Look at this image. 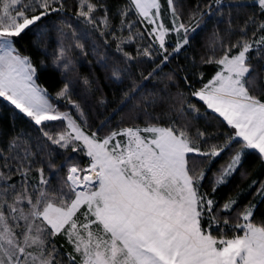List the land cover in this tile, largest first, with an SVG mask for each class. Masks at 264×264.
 I'll return each instance as SVG.
<instances>
[{
    "label": "snow or ice",
    "instance_id": "obj_1",
    "mask_svg": "<svg viewBox=\"0 0 264 264\" xmlns=\"http://www.w3.org/2000/svg\"><path fill=\"white\" fill-rule=\"evenodd\" d=\"M253 3L259 17L247 16L243 26L233 27L232 8L247 7L246 0H197L187 14L184 0H166L170 25L161 18V0H127L114 14L120 23L113 31L104 3L76 0L77 19L117 41L123 66L113 62L110 79L122 83L132 62L154 65L146 76L141 73L142 82H131L118 105L121 111L142 113L144 126L134 123L101 136L98 132L108 128L109 121H102L97 131L84 130L87 117L71 99L72 82L64 84L56 99L65 100L75 116L51 102L47 90L36 83L37 67L31 57L16 47L28 32L44 36L45 19L64 13L65 0H0V98L38 126L50 145L89 158L86 167L73 156H65L57 165L51 151H46L48 144L41 145L38 152L44 153L50 173L67 168L53 186L43 166L33 168L37 153L28 141L15 137L6 151L0 149V264H264V224L253 221L256 205L249 204L233 217L238 197L221 205L214 198L217 189L242 167L247 151L254 150L264 160V0ZM226 10L229 19L221 30ZM98 11L104 15L96 16ZM131 15L136 20L128 19ZM137 22L150 25V30L136 29ZM209 24L213 26L205 47L211 55L201 63L214 64L218 70L202 87L187 95L178 92L174 99L179 107L154 115L149 109L163 97L141 91L145 83L156 78L164 83L160 91H165L175 77L168 74L161 80L157 73ZM57 31L59 47L51 53V63L62 66L68 76L74 70L72 50L86 55L89 33L78 32L63 19ZM170 34L176 36L171 51L166 46ZM136 41L141 43L135 55L124 50V45ZM92 47L97 63L108 69L107 58L96 44ZM42 51L48 55L47 49ZM39 64L45 66V61ZM190 98L218 113L233 134L219 143H209L212 137L199 129L192 135L187 116L192 113L196 119L201 113ZM165 117L170 121L167 126L160 123ZM52 122H66V126L55 134L45 131ZM226 153L232 154L213 173L211 193L202 191L212 163ZM33 171L39 174L38 181H32ZM14 177H18L15 182ZM257 183L254 180L252 185ZM256 195L264 200V182H259ZM58 236L71 246L70 252L62 253L53 242Z\"/></svg>",
    "mask_w": 264,
    "mask_h": 264
},
{
    "label": "trees",
    "instance_id": "obj_2",
    "mask_svg": "<svg viewBox=\"0 0 264 264\" xmlns=\"http://www.w3.org/2000/svg\"><path fill=\"white\" fill-rule=\"evenodd\" d=\"M162 1V15L167 25H170V17L167 11L166 0ZM109 9L111 16V22L113 24V31L115 26L119 25V15H114L117 9L127 3V0H100ZM185 2V14L195 7L197 0H184ZM243 2V0H242ZM66 11L61 14H53L47 17L44 24L45 28L44 36H37L35 32H28L22 38L16 41V47L19 51L25 55L31 57L34 66L37 67V82L43 86L51 98L53 104H55L61 111H72L70 105L63 99H56L57 93L63 88L65 83L71 81V99L78 104L84 110L87 117V127L84 129L87 132H94L100 127L101 122L108 120V128L102 129L98 132V135H105L109 130L118 129L121 127L132 126L134 123L141 127L145 124V117L142 113L129 112L127 108L123 111L119 110L118 105L121 99V94L126 90L133 80L141 81V73L147 75L152 70L154 65L149 62H132L129 64L130 73L125 74L123 82L114 81L110 79L111 65L113 62H118L123 66V59L121 53L116 51L117 41L113 40L112 36L105 34L100 35L99 31H94L91 26L86 25L82 20L77 19L75 16L76 0H65ZM247 7L243 9L238 7L232 8V20L233 27L243 26L244 20L247 16L257 15L259 17L258 8L253 3V0H246ZM103 11H98L96 16H103ZM264 18V17H262ZM66 20L71 23L77 31H87L89 33V39L85 43L86 55H82L78 49L72 50V58L74 61V70L68 75L63 74L61 67H56L51 63V53L59 47L58 25L61 20ZM128 19L136 20L135 15H131ZM225 23H220L219 28L221 30L227 27V20L229 19L226 14L224 16ZM213 22L216 21V17L212 18ZM212 24H209L208 29L200 31L194 40L188 46H185L178 54L173 55L166 65L162 66V69L157 73V77L163 80L168 74L174 75L173 82L168 83V87L165 91L161 92L160 89L164 88V83H158L156 78L149 80L145 83L144 89L141 91H155L158 92L163 99L154 108H150L149 111L154 115L159 116L161 113H168L170 109L179 107V103L176 99L178 92H183L185 95L192 90L198 89L207 83L218 70L214 64L201 63V59H207L211 55V52L205 47L206 43H210V29ZM145 28L150 30L151 26L146 24L136 23V29L144 31ZM117 35L121 33L117 32ZM128 31L123 32V36H127ZM174 37V34H170ZM250 35V33H249ZM238 38V34L232 37L234 42ZM107 41V43H105ZM171 42V41H170ZM168 42V49L171 51L173 45ZM141 43L139 41L124 45V50L133 53L137 45ZM93 44L98 46V51L101 55L105 56L109 61L110 67L105 69L101 64L97 63V54L93 50ZM39 45V47H37ZM143 46H147V39L143 42ZM47 49L48 55H45L42 51ZM217 56L221 53L217 52ZM44 60L45 66H40L39 61ZM159 63V60L156 61ZM201 74L203 78L201 79ZM184 77L188 78V82L192 85L191 88L185 82ZM87 80L89 83L85 84ZM264 98V97H262ZM103 99L105 104H100L99 101ZM190 103L196 104L200 109L201 115L196 119H193L192 113H189L187 119L191 121L192 127L190 133L195 135L197 129L204 132L206 135L212 137L209 143L223 142L225 136L233 134L231 126L227 125V122L219 117L218 113H213L212 110L207 109L206 105L202 101H198L197 98H190ZM207 113V115H204ZM175 118V117H173ZM170 121L165 117L160 123L164 126ZM152 123H156L155 120ZM183 121L177 120V124H181ZM66 126V122H52L51 125L45 128V131H49L53 134L63 130ZM20 137L24 141H28L31 145V150L36 154L33 168H39L43 166L45 168V175L51 180L53 186L58 184V175H66L67 168L61 169L59 174L50 173L47 169L46 162L42 159L44 153L38 152L41 145L48 144L46 151H51L52 162L54 164H61L65 156H73L79 160L81 166L86 167L89 158L84 155H77L75 153L64 152L59 149L58 146L50 145L42 134L38 126H35L28 117L16 110L9 102L0 98V149L5 151L8 148L10 141ZM238 148L239 145H235ZM232 153H226L217 158L207 171V178L202 182V191L211 193V178L213 173L217 172L221 165L227 163ZM18 177L13 178L15 182ZM31 179L33 182L38 181L39 174L35 171L32 172ZM257 181L256 185H252L253 181ZM259 182H264V160L261 159L258 153L254 150H249L242 158V167L230 178L229 182L217 189L214 194V198L217 200L218 205L223 204L229 198L238 197V204L232 213L235 217L236 212L242 211L249 204H255L253 221L260 225L264 224V200L256 195V189L259 187ZM235 222V221H233ZM231 235V232L228 233ZM62 253L70 252L71 246L67 243L63 236H58L53 241Z\"/></svg>",
    "mask_w": 264,
    "mask_h": 264
},
{
    "label": "rangeland",
    "instance_id": "obj_3",
    "mask_svg": "<svg viewBox=\"0 0 264 264\" xmlns=\"http://www.w3.org/2000/svg\"><path fill=\"white\" fill-rule=\"evenodd\" d=\"M161 4H162V1H161ZM169 17H170V15H169ZM161 18H162V20H163V22L165 23V19H164V17H163V15H162V11H161ZM166 24V23H165ZM167 25V24H166ZM171 41V42H170ZM168 42H170V44H172L173 45V47L175 46V43H176V36H175V34H174V37L172 36V35H169V36H166V46L168 45ZM167 48H168V46H167ZM22 55H25V54H23V53H21ZM36 83H37V85H39V83L37 82V79H36ZM40 87H42V88H44L43 86H41V85H39ZM45 89V88H44ZM50 98V97H49ZM50 100H51V98H50ZM52 102V101H51ZM53 103V102H52ZM61 111V110H60ZM62 112H64V111H62ZM69 112H72V111H69ZM73 115L75 116V112H74V110H73ZM85 130V129H84ZM86 131V130H85ZM87 132V131H86Z\"/></svg>",
    "mask_w": 264,
    "mask_h": 264
}]
</instances>
